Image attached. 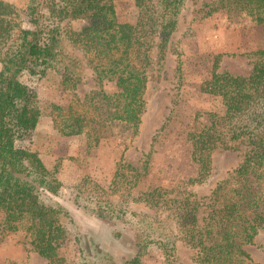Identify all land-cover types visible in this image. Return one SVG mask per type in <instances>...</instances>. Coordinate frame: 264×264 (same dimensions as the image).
<instances>
[{
    "label": "trees",
    "instance_id": "obj_1",
    "mask_svg": "<svg viewBox=\"0 0 264 264\" xmlns=\"http://www.w3.org/2000/svg\"><path fill=\"white\" fill-rule=\"evenodd\" d=\"M133 2L136 19L120 21L112 0H0V233L21 231L47 264H65L59 251L71 238L78 245L79 264H106L110 255L97 246L87 253L74 218L52 197L61 180L36 151L15 143L29 138L42 112L23 76L40 79L53 63L62 69L64 86L74 87L82 75L76 67L83 63L97 88L66 107L53 105V126L63 135L91 133L94 141L113 120L137 133L147 82L161 75L185 0ZM214 3L215 9L264 24V0ZM79 18L86 23L72 28L70 21ZM256 53L247 75L213 70L200 84L221 107L210 111L208 123L186 134L196 163L186 183L199 185L213 174L215 148L247 144L241 161L208 195L190 189L169 195L171 189L159 186L138 191L135 198L163 205L162 216L134 209L103 190L98 196L75 195V202L92 214L119 221L132 232L136 253L129 262L140 264V256L155 244L173 257L181 238L199 264H260L244 247L264 230V48ZM107 82L113 84L110 91L103 88ZM141 175L137 167L120 162L112 187L136 186Z\"/></svg>",
    "mask_w": 264,
    "mask_h": 264
},
{
    "label": "rangeland",
    "instance_id": "obj_2",
    "mask_svg": "<svg viewBox=\"0 0 264 264\" xmlns=\"http://www.w3.org/2000/svg\"><path fill=\"white\" fill-rule=\"evenodd\" d=\"M214 1L185 0L161 75L147 82L145 108L135 134L126 123L117 120L100 128L96 141L91 133L63 135L53 126V105L66 107L74 97L82 99L97 88L91 70L83 63L76 67L82 75L74 87L64 86L62 69L53 63L40 79L23 76L38 98L42 112L29 138L17 139L15 143L36 151L45 166L55 172L62 186L52 195L53 199L69 210L88 254L93 246L109 253L106 264H133L129 262L136 253L132 232L121 222L92 214L77 204L74 200L77 193L98 196L103 190L134 209L162 216L163 205L135 198L138 191L159 186L171 189L169 195L182 189L208 195L216 182L241 161L247 148L246 143L237 144L236 149L215 148L213 174L202 184L186 183L196 172L186 134L208 123L210 111L221 107L217 97L200 89L201 82L213 70L247 75L259 57L256 50L264 48V24L226 8L215 9ZM112 2L118 20L136 19L138 8L133 0ZM85 23V18H79L69 24L79 28ZM72 52L80 55L76 48ZM179 63L180 69L177 68ZM103 88L110 91L113 84L107 82ZM123 161L137 167L142 175L136 186L116 191L112 179ZM154 246L140 256V264H199L194 259V249L181 238L177 239L173 257ZM244 247L255 262L264 264V230L257 233L253 243ZM59 252L65 264H79L78 245L73 238L64 243ZM0 264H47V260L32 249L27 236L16 231L0 233Z\"/></svg>",
    "mask_w": 264,
    "mask_h": 264
}]
</instances>
